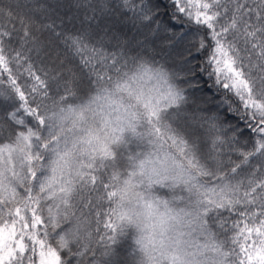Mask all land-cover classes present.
<instances>
[{
    "label": "snow or ice",
    "instance_id": "obj_1",
    "mask_svg": "<svg viewBox=\"0 0 264 264\" xmlns=\"http://www.w3.org/2000/svg\"><path fill=\"white\" fill-rule=\"evenodd\" d=\"M168 6L205 33L199 70L248 139L218 114L186 121L147 37L97 22L119 13L156 37L155 0H0V264H84L129 235L135 264H264V0Z\"/></svg>",
    "mask_w": 264,
    "mask_h": 264
},
{
    "label": "trees",
    "instance_id": "obj_2",
    "mask_svg": "<svg viewBox=\"0 0 264 264\" xmlns=\"http://www.w3.org/2000/svg\"><path fill=\"white\" fill-rule=\"evenodd\" d=\"M15 0H4L5 4L14 3ZM160 5V15L157 17L169 31H161L158 36L153 37L150 34V29L141 28L139 32L135 31L130 24L122 23L125 19L123 15L119 13L114 14L111 17H105L100 21V26L107 27L112 31L117 32L121 38L130 39L135 38L139 40H145L147 37V43L149 44L148 55L155 56V59L159 63L163 64L167 69L175 72L179 77L175 83L185 88L186 102L181 105V110L186 114L184 119L189 123L196 121L197 123L203 121L207 117L218 114L221 120H225L232 125L238 126L243 129V133L238 135L241 139H248L251 136L249 130L244 124L234 115H228L226 109L223 106H218V101L221 98L220 93L216 92L212 86V81L208 78L206 72H200L199 66L203 64L207 56V51L198 53L196 46L198 44L200 36L205 35L203 31H199L198 27L194 24L184 22L178 23L171 20L172 9L168 6V0H155ZM130 16L131 13H128ZM82 18V15H81ZM78 26V25H77ZM155 27V24L152 25ZM45 34L46 43H48V51L51 54V59L59 64L60 60L65 59L63 46L60 45L54 38H51ZM133 40V45H134ZM68 67H72V64H66ZM193 68L196 71L194 82L197 83L195 88L189 87L186 83H181V80L186 78V73L189 68ZM86 76V72H85ZM87 92L86 87H81L80 94L83 95ZM211 100V103L208 101ZM202 140L204 139L202 135ZM140 149L135 143L129 144L124 149V157L126 159L128 154H134ZM92 229L96 240L100 239V236L96 234V225L93 219ZM100 233L103 234L106 230L103 225H100ZM113 255L103 256L104 247L102 245L94 244L95 259L93 254L88 253L84 264H104L105 261H110V264H135L137 258L136 246L131 235L126 237H120L116 244H110ZM76 264V261H73Z\"/></svg>",
    "mask_w": 264,
    "mask_h": 264
}]
</instances>
